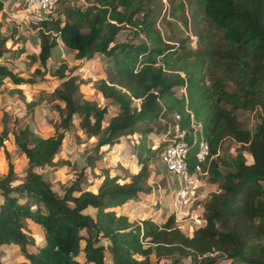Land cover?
Here are the masks:
<instances>
[{"label": "trees", "instance_id": "16d2710c", "mask_svg": "<svg viewBox=\"0 0 264 264\" xmlns=\"http://www.w3.org/2000/svg\"><path fill=\"white\" fill-rule=\"evenodd\" d=\"M194 1L195 18L205 12L224 34L225 51L213 64L202 49L206 43L202 30L196 49L169 43L150 12L138 16L140 7L133 0H88V7L63 1L71 3L64 8V19L39 22L41 29L55 36L48 40L41 31L45 41L36 54L25 45L17 50V57L26 53L31 61L41 63L33 76H21L3 62L14 51L15 33L5 34L0 20V92L5 78L14 86L43 82L42 71L56 72L58 79H64L48 99L58 100L62 130L42 136L25 125L13 132V141L30 168L55 163L76 115L88 138L103 133L86 165L99 183L82 182L84 167L60 196L38 171L31 170L24 181L13 183L17 176L5 144V124L0 133V159L2 155L8 173L0 176V246L17 245L28 264H153V257L156 262L166 259L164 264H218L224 258L230 264H264V115L252 130L242 126L236 113L257 106L264 110V0ZM22 4L23 0H0V12L7 7L20 10ZM126 26L144 39L117 42ZM59 43L74 52L75 60H93L98 55L112 59L114 76L101 79L97 88L119 111L105 128L108 106L75 96L83 83L64 72L66 65L56 70L49 67L52 50ZM215 74L229 78L236 89L223 85ZM182 88L186 93H179ZM11 93L22 91L14 88ZM175 113L181 116L183 128L190 129L192 119L201 123L210 143L205 169L211 171L213 182H219V189L204 206L203 225L191 235L176 224L175 213L159 224L152 218L131 221L122 209L146 190L150 165L164 148L162 142L156 148L150 143L154 125L173 119ZM144 123L153 126L143 127ZM125 135L138 136L134 148L141 170L130 177L108 170L97 174L96 163L104 157L101 148ZM226 138L238 145L236 155L217 162L213 157ZM188 141L193 170L199 144L191 135ZM247 154L253 158L251 163ZM27 220L44 229V242L35 251L28 249L35 245V237ZM0 264H4L1 257Z\"/></svg>", "mask_w": 264, "mask_h": 264}, {"label": "rangeland", "instance_id": "374dc122", "mask_svg": "<svg viewBox=\"0 0 264 264\" xmlns=\"http://www.w3.org/2000/svg\"><path fill=\"white\" fill-rule=\"evenodd\" d=\"M70 5L71 3L60 2L53 17L55 19H64V8ZM133 5L140 7L139 17H142L146 12L151 13L157 28L169 43L180 46L185 45L186 48L196 49L200 47L197 43L198 31L202 30L206 37V43L202 45V49L207 53L209 64H213L215 59L220 58L224 53L225 42L223 31L210 20L205 12L201 13L198 18H195L196 5L194 0H133ZM0 20L4 25V33L8 35L15 33L13 38L14 51L3 60L4 64L18 75L33 76L36 70L41 67V63L39 61H31L26 53L17 57L16 52L25 45L29 53H38L45 41L41 31H43L48 40H51L55 36L54 32H46L44 29H41L40 34L33 35L30 28L25 26L23 15L19 12L16 15L10 16L1 11ZM83 31H88V28L85 27ZM142 39H144V36L142 34L136 36L135 29L130 26H126L117 36V42L119 43L125 41L138 42ZM74 56L75 54L72 50L59 43L52 50L49 67L56 70L66 65L64 72L77 76V81L83 83L75 96L88 99L99 106H108V113L103 124V128H105L110 118L118 113L119 107L114 102L104 99L97 87L101 79H110L114 76V63L110 57L105 55H98L93 60L84 59L82 61L75 60ZM40 76L45 77V80L34 86L25 85L24 87H18L14 86L8 78L3 80L0 92V133L3 132L6 124L8 127V138L5 139V144L11 152L15 165V175L17 176V179L13 183L18 184L24 181L31 170L38 171L54 191L62 196L66 188L80 175L81 170L85 167V176L82 178V182L87 183L92 180L96 186L99 180L98 178H94V172L89 167H86L87 157L95 154L97 141L103 136V133L93 138H88L83 133L82 122L78 115H76V121L73 124L72 130L66 133L67 139L64 142L62 150L56 156L53 165L40 169H31L27 157L14 143L13 132L25 125H29L42 136L53 135L58 130H62V128L58 127L59 119L57 115L58 110L56 109L58 100L48 102V99L49 95L58 88L64 79H58L56 72L50 75L46 71H42ZM215 79L230 89H236L229 78L215 74ZM14 88L21 89L22 94H12L11 90ZM22 95H24V98H22ZM136 105H140L139 100L136 101ZM236 113L242 126L253 130L260 121L261 116L264 115V110L257 106L254 109H239ZM169 119V121L162 119L154 125L155 131L151 134L150 139L153 148H156L161 143L168 124L173 121L172 118ZM142 126H153V124L144 123ZM137 138L138 136L131 137L130 135H125L120 137L116 144L103 146L100 151L104 152V157L96 163V173L100 175L104 170H108L111 173L125 174L128 177L138 173L141 170V165L137 161L136 150L134 148ZM237 147L238 145L232 139L226 138L219 149V154L214 156L213 159L220 162L223 158H233L236 155ZM247 156L248 162L251 163L253 161L252 156L250 154H247ZM208 172L209 174L204 176L201 181V184H204V186L201 189L199 187V194L200 192L205 193L207 198L196 202L190 207L191 211H193V207L198 206V214L195 217H193L192 212L190 214H183L178 217V221L176 222L189 235L192 234L194 229L203 225L204 206L210 194L219 189V182H213L212 173L210 170ZM7 173L8 166L1 155L0 176L3 178ZM176 185V177L166 171L159 155L150 165V175L144 185L146 190L133 199V202L131 200L127 201L122 206V209L124 212L130 209L129 218L133 221L138 222L141 218H152L155 222L162 224L168 215L176 209L177 212L175 211V213L177 214L180 213L179 211L188 209L181 208L178 204L175 206ZM138 205H142L140 212L137 210ZM133 209L138 212L137 215L133 214ZM26 223L30 229V233L35 237V245L28 246V249L35 251L44 242V229L30 220H27ZM0 257L4 264H28V260L17 245H12L11 247L9 245L0 246ZM165 260L162 259L160 262H156V258L153 257V264H164ZM185 262L188 264V261ZM230 262V259L224 258L218 264H230Z\"/></svg>", "mask_w": 264, "mask_h": 264}, {"label": "built area", "instance_id": "2783aa9c", "mask_svg": "<svg viewBox=\"0 0 264 264\" xmlns=\"http://www.w3.org/2000/svg\"><path fill=\"white\" fill-rule=\"evenodd\" d=\"M74 2L85 7L89 6L87 0H23L20 13L29 20L44 22L52 20L53 13L60 2ZM186 93L185 88L179 91ZM191 135L193 141H198L199 150L196 154V163L193 170L189 166V141ZM164 148L160 154V160L166 171L172 173L177 179L175 187V200L181 208H190L199 198V185L203 177L208 175L207 165L210 155V143L203 135L202 125L192 119L191 128H183L181 116L173 115L172 123H169L162 141Z\"/></svg>", "mask_w": 264, "mask_h": 264}, {"label": "crops", "instance_id": "0c3cea01", "mask_svg": "<svg viewBox=\"0 0 264 264\" xmlns=\"http://www.w3.org/2000/svg\"><path fill=\"white\" fill-rule=\"evenodd\" d=\"M5 13H7L8 15H10V16H12V15H16V14H18V12L20 13V10H12V9H10L9 7H7L6 9H4L3 10ZM21 14V13H20ZM22 15V14H21ZM23 22L25 23V26L26 27H28V28H30V31H32L33 32V35L34 34H40V29H41V26H39V22H37V21H35V20H29V19H27L26 17H24L23 16ZM6 34V33H5ZM20 36V35H19ZM19 38V37H18ZM91 65H93L92 63H90ZM18 87H24V86H18ZM202 186H204V184H201V182H200V185H199V187H200V189L202 188ZM205 198H207L206 197V195H205V193H201L200 192V194H199V198H198V200L196 201V202H198V201H202V200H204ZM132 202L134 201L133 199L131 200ZM174 204H175V206L177 205V203H176V200H175V202H174ZM142 205H138V212H140L141 211V209H142V207H141ZM198 206H196V207H193L194 209H193V211H191V209L189 208V209H187V210H185V211H179L180 213H175V211L177 210H175L173 213H175V215H176V218H177V221H178V217L179 216H181V215H183V214H190L191 212L193 213V217H195V215L196 214H198V210H199V207L197 208ZM132 209V208H131ZM136 209V208H135ZM132 211H134V209L132 210ZM131 211H130V209L127 211L126 210V212H124V210H123V213L124 214H126L128 217H130V213ZM138 212L137 211H134V213L133 214H138ZM177 212V211H176ZM131 221H133L131 218H129ZM142 219H144V218H141V220ZM140 221V220H139ZM138 221V222H139ZM202 223V222H201Z\"/></svg>", "mask_w": 264, "mask_h": 264}]
</instances>
